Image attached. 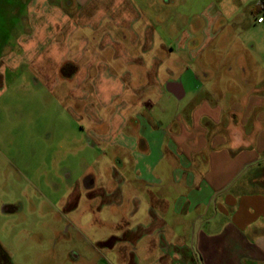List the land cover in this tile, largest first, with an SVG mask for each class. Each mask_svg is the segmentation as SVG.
I'll return each mask as SVG.
<instances>
[{"label":"crops","instance_id":"0c3cea01","mask_svg":"<svg viewBox=\"0 0 264 264\" xmlns=\"http://www.w3.org/2000/svg\"><path fill=\"white\" fill-rule=\"evenodd\" d=\"M31 1L62 14L48 37V47L62 39L52 82L85 119L91 148L121 154L108 178L82 179L69 209L90 204L93 232L112 222L95 248L114 264H264V95L231 99L204 84L200 96L194 75L187 94L167 52L179 49L163 39L166 1Z\"/></svg>","mask_w":264,"mask_h":264},{"label":"rangeland","instance_id":"374dc122","mask_svg":"<svg viewBox=\"0 0 264 264\" xmlns=\"http://www.w3.org/2000/svg\"><path fill=\"white\" fill-rule=\"evenodd\" d=\"M163 1L164 43L179 49V55L167 52L187 94L194 75L198 88L205 84L231 99L264 95V88L255 89L259 78L264 84V23L250 11L259 0ZM33 2L0 0V246L10 264H114L110 251L94 246L113 231L108 217L93 232L90 204L69 209L82 179L108 178L107 160L120 153L91 148L85 119L52 82L53 71L60 75L62 39L57 34L48 47V37L63 24L62 14L33 9Z\"/></svg>","mask_w":264,"mask_h":264},{"label":"trees","instance_id":"16d2710c","mask_svg":"<svg viewBox=\"0 0 264 264\" xmlns=\"http://www.w3.org/2000/svg\"><path fill=\"white\" fill-rule=\"evenodd\" d=\"M264 0H259L254 7V12L259 14L263 12ZM0 264H10V260L6 252L0 246Z\"/></svg>","mask_w":264,"mask_h":264},{"label":"built area","instance_id":"2783aa9c","mask_svg":"<svg viewBox=\"0 0 264 264\" xmlns=\"http://www.w3.org/2000/svg\"><path fill=\"white\" fill-rule=\"evenodd\" d=\"M257 23H262L264 21V7L263 12L259 13V16L256 19Z\"/></svg>","mask_w":264,"mask_h":264},{"label":"flooded vegetation","instance_id":"af4514ba","mask_svg":"<svg viewBox=\"0 0 264 264\" xmlns=\"http://www.w3.org/2000/svg\"><path fill=\"white\" fill-rule=\"evenodd\" d=\"M87 180V179H86Z\"/></svg>","mask_w":264,"mask_h":264}]
</instances>
